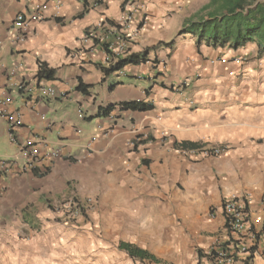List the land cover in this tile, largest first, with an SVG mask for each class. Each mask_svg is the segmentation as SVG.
<instances>
[{"label": "crops", "instance_id": "0c3cea01", "mask_svg": "<svg viewBox=\"0 0 264 264\" xmlns=\"http://www.w3.org/2000/svg\"><path fill=\"white\" fill-rule=\"evenodd\" d=\"M208 2L0 0V102L11 100L0 104V113L20 117L18 144L38 137L60 151L59 159L43 165L45 177L0 175V264L19 247L2 220L18 214L21 202L31 209L59 194L95 199L78 217L89 222L80 230L50 231L43 260L28 264H135L121 244L145 251L149 264H211L207 250L226 243L218 207L233 196L247 198L248 222L261 230L264 52L255 43L211 48L191 34L179 36L184 21ZM39 9L43 20L27 21L15 39L14 17ZM143 53L145 63L102 72ZM39 64L54 70L52 80H36ZM78 81L86 93L75 90ZM19 84L33 90L26 93ZM40 86L52 88L56 98L41 97ZM123 102L153 109L121 112ZM107 106L113 110L97 116ZM7 126L0 117V141L8 146L0 159H16ZM182 142L225 151L204 157L181 151L176 145ZM262 243H248L247 261L240 254L236 264H264Z\"/></svg>", "mask_w": 264, "mask_h": 264}, {"label": "built area", "instance_id": "2783aa9c", "mask_svg": "<svg viewBox=\"0 0 264 264\" xmlns=\"http://www.w3.org/2000/svg\"><path fill=\"white\" fill-rule=\"evenodd\" d=\"M56 1V0H52ZM43 15L41 9L33 12L30 15L17 14L12 22V31H14V38L20 39V31L26 27L27 21L41 22ZM129 17L125 18L123 26L129 25ZM121 49L125 46V41L120 40L118 45ZM111 48V47H110ZM186 84V83H184ZM18 89L31 92L33 89L19 84ZM38 94L48 100L56 98L55 92L52 88L43 86L37 87ZM9 98L4 99L0 104H9ZM82 117L81 113L79 114ZM1 118H5L8 122L7 135L9 142L16 145L17 153L16 159H0V175L23 174V173H44L55 160L59 159L60 151L57 148L51 147L45 143L41 138L35 137L27 141L17 143L15 138V130L20 127V117L18 115L11 116L9 113H0ZM135 145V142L133 143ZM186 153H200L204 157L217 156L225 151V147L214 148H197L192 150H181ZM20 162V164H18ZM43 165H46L44 168ZM43 166V167H41ZM42 169V171L40 170ZM92 205L90 199L70 198L64 205L65 220H75L82 215V212L88 210ZM219 212L224 219V232L226 234V243L218 242L207 250L205 256L211 264H236V258L242 254L244 256L243 263L247 261L250 255V247H255L259 241L264 245V226L259 232H255L248 222V200L246 197H227L222 199ZM135 264H149L146 259L136 260Z\"/></svg>", "mask_w": 264, "mask_h": 264}, {"label": "trees", "instance_id": "16d2710c", "mask_svg": "<svg viewBox=\"0 0 264 264\" xmlns=\"http://www.w3.org/2000/svg\"><path fill=\"white\" fill-rule=\"evenodd\" d=\"M184 33L193 35L198 45L204 42L207 47L211 48L228 47L236 50L247 44L255 43L258 53L261 54L264 52V0L259 2L257 0H209L193 16L184 21L178 35ZM172 43L173 41L168 45ZM146 61V53L131 54L126 58L118 59L117 62L110 64L108 69H102V72L107 75L127 65H139ZM35 78L37 81H50L54 78V70L47 68L44 64H39ZM87 88L78 81L75 90L86 93ZM152 109L151 104L143 102H123L118 105V110L121 112H147ZM112 110L113 106L99 107L97 116H107ZM176 146L180 150H192L197 149L198 144L182 142ZM33 174L42 178L48 174V170L44 173L33 172ZM23 218L26 220L25 216ZM120 248L135 260L150 259L145 251L132 245L121 244Z\"/></svg>", "mask_w": 264, "mask_h": 264}, {"label": "rangeland", "instance_id": "374dc122", "mask_svg": "<svg viewBox=\"0 0 264 264\" xmlns=\"http://www.w3.org/2000/svg\"><path fill=\"white\" fill-rule=\"evenodd\" d=\"M72 120L77 122V118L75 115L72 116ZM6 149H8V146L6 145L5 141H0V150ZM58 196L59 197H48L49 202H46L44 204L34 203L35 207L31 209L26 208L25 211L28 215L26 216L28 221L23 220L22 210L24 209L23 207H25L23 206V202H21L18 214L14 212V214L11 215L9 219L2 220L4 231H8L10 235H13L12 233H14L15 235L13 236L17 237L19 246L18 249L14 251V253L17 254L11 255L9 253H12V251H10L7 255H4V259L8 261V264H10L11 261L16 258L17 255L19 256V258L17 259L18 264H28L29 261H33V259L41 262L43 260L42 258L44 248L46 246L45 243L48 242L49 235L51 234L50 231H54L60 226L67 229L70 228L74 230H80V227H82L85 223L89 222V220H86L84 218H78L75 222L66 221L64 218V205L73 196L69 194H59ZM85 199L92 200V205L90 206L91 208L95 206V203H93V200L95 201V199L84 198V200ZM89 210L90 208H88V211ZM82 221H84V223H82ZM53 235L54 234H52V236Z\"/></svg>", "mask_w": 264, "mask_h": 264}]
</instances>
